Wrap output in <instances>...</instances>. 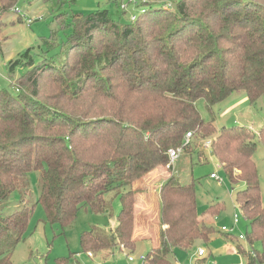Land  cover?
Instances as JSON below:
<instances>
[{
  "label": "trees",
  "instance_id": "obj_1",
  "mask_svg": "<svg viewBox=\"0 0 264 264\" xmlns=\"http://www.w3.org/2000/svg\"><path fill=\"white\" fill-rule=\"evenodd\" d=\"M17 2L0 0V25ZM160 2L144 0L134 21L119 8L75 13L67 21L55 15L67 31L63 52L57 53L64 60L29 69L13 82L31 92L33 101L18 93L23 102L18 105L11 100L15 96L0 90V105L5 104L0 106V204L16 189L25 194L27 175L37 170V202L46 222L64 233L81 208L107 212L105 196L113 192L120 202L114 230H84L80 246L96 252L123 245L133 251L134 183H146L156 169L171 170L158 190L163 238L145 252L143 264H176L175 248L187 250L215 232L198 218L193 179L182 181L169 165L168 150L181 147L188 153L184 136L190 131L193 138L212 137L210 153L229 181L243 182L234 198L249 224L245 240L262 249L238 242L236 249L247 264H264V205L252 159L254 140L264 146V123L257 134L238 125L216 134L212 111L235 91H243L250 103L264 96V0ZM57 3L55 8L63 4ZM32 63L26 50L9 67ZM47 67L57 74L41 80ZM43 85L54 91L51 103L39 97ZM198 100L204 101L208 120ZM35 203L0 214V264H11ZM223 207L217 200L206 210L214 215ZM73 255L57 256L54 264H67Z\"/></svg>",
  "mask_w": 264,
  "mask_h": 264
},
{
  "label": "rangeland",
  "instance_id": "obj_2",
  "mask_svg": "<svg viewBox=\"0 0 264 264\" xmlns=\"http://www.w3.org/2000/svg\"><path fill=\"white\" fill-rule=\"evenodd\" d=\"M161 1L159 5H171L178 0H148ZM122 0H62V5L55 8L57 0H18L17 7L20 13L8 12L2 17L0 25V90L6 89L9 93L15 96L16 104L22 105L23 102L18 93L28 96L32 99V94L25 89L18 90L13 82L19 78L27 70L44 68L46 66H55L61 64L64 60L59 53L62 50V43L65 39L64 31L59 27L55 15L61 13V18L68 20L71 14H88L101 9H108L112 13L119 10L126 11V17H136L142 12L143 0H123L126 5L125 9L121 6ZM55 6V7H54ZM20 17V18H18ZM28 19H31L28 22ZM46 40L53 41L55 44L50 48L46 45ZM50 48V49H49ZM29 50V55L33 63L28 66L26 64L15 65L10 69V62L20 59L22 55ZM26 61V59H24ZM44 60V61H43ZM57 64V65H56ZM41 66V67H40ZM40 74L39 78L44 80L46 74L51 76L57 74L55 70L49 69ZM43 70V69H42ZM46 85L40 86L39 97L47 99L51 103L54 96V91L45 89ZM54 102V101H53ZM2 108L4 103L0 105ZM196 106L201 116L208 120L209 112L206 110L203 100H198ZM212 111L215 115L213 122L215 133L219 132L222 127L232 125L245 126L252 132H258L259 128L264 123V96L258 98L254 103H250L243 91H235L228 95L223 101L212 106ZM216 134L212 135L215 136ZM257 134V133H256ZM212 137L201 139L192 137L188 142L190 149L188 153L182 152L172 164V171L176 172L182 181L193 179L195 184V196L197 215L199 219H205L206 223L213 226L215 232L207 242L196 240L191 248L182 250L174 249V260L176 264H247L244 256L239 254L236 249V242L241 243L245 249L261 251L259 242L253 243V249L247 244L245 235L249 231V224L242 216L239 206L235 202L234 193L237 189L243 187V182L238 181L231 183L225 172L217 161L216 157L210 153V147L206 148L205 142L211 141ZM255 149L252 159L256 164L258 171V181L260 186L261 203L264 205V146L257 139L254 140ZM187 144V143H186ZM211 144V143H210ZM180 148V147H178ZM174 149V148H173ZM199 154V156H198ZM163 172V174H162ZM160 173L167 177L172 172L171 170L156 171L154 174ZM215 173L222 179V182H217L210 178V174ZM154 178V176H149ZM146 179L148 185L150 199L148 202L153 203V211L147 212L144 209L146 199L141 197V203H137L135 207V215L133 228L143 227L148 228L157 225L160 218L157 219L158 203L154 199V194L159 198L158 192H153L150 187L155 186V179L150 181ZM158 178V177H157ZM28 187L27 192L23 194L21 190L16 189L8 198L0 204V214L8 215L19 209L24 203L31 206L35 203L32 214L27 222L24 238L15 247L11 256V264H54V259L57 256H68L73 253L72 259L67 264H141L140 253L146 247H150L148 240L138 239L134 250L130 251L123 245L108 246L101 251H84L79 242L80 234L84 230L91 227H96L104 231L106 234L114 230L117 223V214L120 210L119 199L114 196L113 192L106 194L105 199L108 202L107 212L94 213L88 208H81L76 213L73 223L61 233L60 229L55 225L50 226L46 222L45 212L42 205L37 202L39 196L40 172L32 170L27 175ZM150 181V182H149ZM137 200L139 196L136 195ZM222 201L224 207L217 214L211 215L207 212L208 204L215 201ZM138 210L139 213H138ZM142 211H145L141 214ZM145 214V215H143ZM159 215V210H158ZM136 216L138 221L136 222ZM234 216L237 217V225L234 226ZM147 226V227H146ZM160 226V225H159ZM224 227L227 231L232 228L229 236L225 237ZM134 234V233H133ZM239 235H243L244 239H238ZM233 238V241L229 237ZM120 248L125 250L115 251L113 258L108 252L110 249ZM203 251V255H197L198 250ZM148 250V249H147ZM90 252L93 256L89 257ZM129 257L131 259H129Z\"/></svg>",
  "mask_w": 264,
  "mask_h": 264
},
{
  "label": "crops",
  "instance_id": "obj_3",
  "mask_svg": "<svg viewBox=\"0 0 264 264\" xmlns=\"http://www.w3.org/2000/svg\"><path fill=\"white\" fill-rule=\"evenodd\" d=\"M160 171V170H162V169H156V170H154V171H152V172H150L147 176H146V178H144L145 180L149 177V176H154V178L155 179H158L159 181H157V182H155V186H150V187H154V188H158L160 185H161V183L163 182V180L165 179V175H162L163 174V172H162V174H160V173H156V174H154L156 171ZM158 177V178H157ZM154 178H150L149 177V179H150V181H152V180H154ZM149 181V182H150ZM148 185H146L145 183H142L141 184V182H139V183H134V186H133V188L135 189V190H137V193H136V195L137 196H139V199L137 200V198H136V202H135V207L137 206V203H141L139 200L141 199V197H142V199L143 198H145L146 199V201H145V205H144V209H147V212H152L153 211V208H152V206H153V203H152V201L151 202H148L147 200H149L150 199V196L149 195H151V194H149V189H148ZM153 192H158L157 190H155V189H153ZM152 196V195H151ZM154 199H156V203H158V210H159V198H157L156 197V194H154ZM158 210H157V219L159 218V215H158ZM139 211L140 210H138V213H139ZM143 212H145V211H142L141 212V214L143 213ZM146 213V212H145ZM143 215H145V214H143ZM138 217L139 216H136V222L138 221ZM200 221H202L203 223H205V224H208V223H206V221H205V219H199ZM160 225V226H159ZM209 225V224H208ZM116 226V225H115ZM115 226L113 227V228H115ZM147 227V226H146ZM165 225H163V224H160V222H159V220H158V222H157V225H154L153 227H149L148 226V228H144L143 229V227H140V228H137L136 226H135V229H134V231H133V237L136 239V242H137V240L138 239H140V240H148V243H149V248H151V247H154V246H158L159 244H160V242L162 241V238H163V233H164V229H165ZM136 244V243H135ZM120 247H122V246H120ZM148 247H146L145 249H143V251H141V253H140V258L141 257H143V255L145 254V252L147 251V249H149ZM129 250V249H128ZM115 251H122L123 253H124V251L125 250H123V249H120V248H116V249H110V251L108 252V254L109 255H112V258H113V255H114V252ZM93 256V255H92ZM91 256V257H92ZM141 260H142V263L141 264H143V258H141Z\"/></svg>",
  "mask_w": 264,
  "mask_h": 264
},
{
  "label": "built area",
  "instance_id": "obj_4",
  "mask_svg": "<svg viewBox=\"0 0 264 264\" xmlns=\"http://www.w3.org/2000/svg\"><path fill=\"white\" fill-rule=\"evenodd\" d=\"M31 1H39V0H31ZM121 3H122L121 6L123 7L122 9H125L126 5L123 3V0H122ZM12 12L17 13V14L20 13L19 8L17 7V5H15V7H13ZM136 18L137 17L135 15H133V16L130 17V20L134 21V20H136ZM30 21H31V19H28V22H30ZM191 138H192L191 132L190 131L186 132V134L184 136V143L185 144L188 143L191 140ZM210 143H211V141H208V140L205 142L206 148L210 147ZM180 153H181V147L180 148H176V149L168 150L169 165L171 166V168H172V164L178 158ZM210 178L215 179L217 182H220V183L222 182V179L220 177H218L215 173H211L210 174ZM237 222H238L237 217L234 216V226L237 225ZM221 231H224V232H227V233H231L232 232V228H230L227 231L224 227H222ZM238 239H244V236L243 235H239ZM87 255L89 257L92 256V254L90 252H88ZM197 255H199V256L203 255V251L201 249H199L198 252H197ZM141 258H143V257H141ZM129 259H131V258L129 257Z\"/></svg>",
  "mask_w": 264,
  "mask_h": 264
},
{
  "label": "water",
  "instance_id": "obj_5",
  "mask_svg": "<svg viewBox=\"0 0 264 264\" xmlns=\"http://www.w3.org/2000/svg\"><path fill=\"white\" fill-rule=\"evenodd\" d=\"M212 154V153H211Z\"/></svg>",
  "mask_w": 264,
  "mask_h": 264
}]
</instances>
